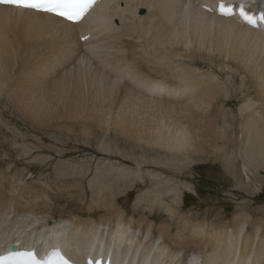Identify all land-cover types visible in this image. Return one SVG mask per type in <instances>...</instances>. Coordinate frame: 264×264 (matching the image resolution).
<instances>
[{
    "label": "bare ground",
    "instance_id": "1",
    "mask_svg": "<svg viewBox=\"0 0 264 264\" xmlns=\"http://www.w3.org/2000/svg\"><path fill=\"white\" fill-rule=\"evenodd\" d=\"M224 1L234 4L236 0H99L78 24L0 5V100L6 94L24 108L47 84L43 78L63 72L53 89L61 93L62 107L77 116L78 110L92 112L80 117L84 126L114 125L150 148L189 159V154H202L206 148L213 151L214 146L231 145L238 124L242 168L249 180V172L253 173L249 166L256 169L264 160V30L219 13ZM140 8L146 9L144 15L138 13ZM204 60H219L251 80L255 96L245 94L238 114L225 110L233 99L225 91L222 74L211 64L209 71L192 68ZM17 64L24 71L15 79ZM136 75L147 79L142 82ZM55 79L59 81L58 75ZM39 99L36 95L34 100L39 103ZM132 130L142 135L130 134ZM5 163L6 159L0 160V166ZM116 177L129 186L141 179L124 166ZM146 180L157 188L161 185L159 178ZM166 189L164 195L146 199L158 200L170 215L162 221L155 207L150 210L154 203L147 214L141 212L140 218L132 220L124 207L106 201L94 211L104 212L98 219L59 217L49 222L42 215L49 209L48 202L22 194L15 198L7 186L0 185V253L15 245L39 255L57 248L77 264L97 258H110L114 264H264V213L254 218L257 211H240L228 223L205 227L202 221H193L197 217L185 218L175 208L178 188ZM169 193L175 195L172 203L166 201ZM12 211L24 217L11 221ZM25 214L34 218L19 231L22 224L17 225L29 218ZM174 224L176 228L182 224L188 234L172 235ZM246 225L239 251L235 241ZM136 230L147 235L148 244L142 247L146 236L136 239Z\"/></svg>",
    "mask_w": 264,
    "mask_h": 264
},
{
    "label": "rangeland",
    "instance_id": "2",
    "mask_svg": "<svg viewBox=\"0 0 264 264\" xmlns=\"http://www.w3.org/2000/svg\"><path fill=\"white\" fill-rule=\"evenodd\" d=\"M138 13L144 15L146 9L140 8ZM81 41H84V37ZM45 55L46 52L42 53V57ZM204 61L202 65H195L192 68L209 71L210 64L215 67L214 69L222 74L226 93L233 99L226 105L225 110L233 109L235 114H238V108L247 96L245 94L255 96L251 80L234 66L232 68L239 74L227 69L219 60ZM15 69H17L15 79H18L24 68L17 64ZM63 74L60 72L43 78L47 84L42 86L43 88L40 87L38 92H45H41L42 94L37 92L33 95V99L30 100L32 103L30 101L27 103L30 109L26 104L23 108L22 104L11 102L6 94H3L0 100V160L6 159V163L0 166V175H4L0 177V185L7 186V190L11 191V195L15 198L18 194H22V197L35 196V199L39 197L37 201L48 202L49 209L42 215L49 218V222L59 217L98 219L104 212L94 211L100 210L98 205L106 201L109 203L115 201L121 208L124 207L127 210V219L132 220L140 218L141 212L147 214V211L155 207L158 210H156L157 214L162 215L159 220L162 221L170 218V215L166 213L164 207L158 205V200L153 202L151 199L148 201L146 199L154 197V194H161L167 190L166 188L171 187L178 188L180 210L178 206L175 208L180 214L184 213L185 218L197 217L193 221H202L206 224L205 227L228 223L240 211L245 213L257 211V214H253L254 218H259L264 213V160L258 162L256 169L249 166V171L252 170L253 173L249 172L250 179L247 180L242 168L238 124L235 131L236 139L231 145L222 149L214 146L212 151L206 148L202 154H189L191 159L187 156L166 154L157 148L148 147L132 136H125L127 134L114 125L100 126L93 122L85 125V128L84 121L80 117L88 116L92 112L88 114L78 110L77 116L74 110L69 111L62 107L64 101L61 93L53 89L55 83L61 82ZM130 74L134 75V73ZM57 75L59 81L55 79ZM136 77L142 82L147 79V76L143 79V75ZM127 79L129 76L122 80ZM36 95L41 98L39 103L34 100ZM73 103L76 108V101ZM125 103L124 105H130L129 102ZM31 106L34 111H31ZM25 108L30 112L24 110ZM56 110H60V114L57 115ZM132 132L133 130L130 134ZM137 132L139 135L133 132L135 136L142 135L139 130ZM123 166L132 170L135 175H141V179L136 178L130 186L118 180L116 171ZM146 178H159L161 185L157 188L155 183H148ZM173 199H175L174 193H169L166 197L169 203H172ZM152 203L155 206L150 207ZM133 210L136 213L132 212ZM25 215L29 218L17 225L22 224L19 231H24L27 222L34 218L33 214ZM23 217V214L20 217L14 211L10 214L11 221ZM246 227L247 225L235 241L239 251L242 238L247 234ZM122 229L128 230L129 227ZM183 229L182 224L177 228L174 224L172 235H176L177 232L182 236L187 235L188 233H184ZM115 231H119V228ZM231 231L232 229L229 232ZM139 232L138 230L137 234L135 233L136 239H140L143 235ZM143 236L146 238H142L144 239L142 247L149 242L147 235ZM255 240L257 243V238ZM159 242L158 240L157 244ZM236 255L238 256L239 252Z\"/></svg>",
    "mask_w": 264,
    "mask_h": 264
},
{
    "label": "snow or ice",
    "instance_id": "3",
    "mask_svg": "<svg viewBox=\"0 0 264 264\" xmlns=\"http://www.w3.org/2000/svg\"><path fill=\"white\" fill-rule=\"evenodd\" d=\"M96 3L97 0H0V4L53 14L72 23H78L82 20ZM219 9L222 14L231 15L232 9L226 7L223 3L220 4ZM239 11L241 17L249 23H255V20L244 11L243 5L240 6ZM260 19L264 20V15H261ZM56 255L58 264H70L59 253ZM0 262L2 264H57V261L51 258H38L37 254L32 250L9 252L5 256H0Z\"/></svg>",
    "mask_w": 264,
    "mask_h": 264
},
{
    "label": "water",
    "instance_id": "4",
    "mask_svg": "<svg viewBox=\"0 0 264 264\" xmlns=\"http://www.w3.org/2000/svg\"><path fill=\"white\" fill-rule=\"evenodd\" d=\"M12 250H13V251H15V250H16V248H15V247H12Z\"/></svg>",
    "mask_w": 264,
    "mask_h": 264
}]
</instances>
